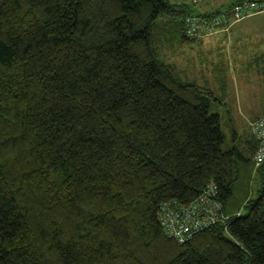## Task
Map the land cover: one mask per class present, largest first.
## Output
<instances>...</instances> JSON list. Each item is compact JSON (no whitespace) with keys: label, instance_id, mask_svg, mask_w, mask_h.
<instances>
[{"label":"trees","instance_id":"1","mask_svg":"<svg viewBox=\"0 0 264 264\" xmlns=\"http://www.w3.org/2000/svg\"><path fill=\"white\" fill-rule=\"evenodd\" d=\"M247 1L0 0V264H264V165L227 210L259 143L224 151L215 94L162 59L174 29L199 42L188 16ZM211 183L231 219L167 237L160 206Z\"/></svg>","mask_w":264,"mask_h":264},{"label":"rangeland","instance_id":"2","mask_svg":"<svg viewBox=\"0 0 264 264\" xmlns=\"http://www.w3.org/2000/svg\"><path fill=\"white\" fill-rule=\"evenodd\" d=\"M235 0H210L204 11L227 7ZM259 1V0H257ZM206 7H209L206 9ZM235 25L233 31L230 27ZM228 29L193 46H181L175 29L163 35L162 59L177 67L183 82L203 84L213 91L222 116L224 151L235 146L234 133L246 136L248 126L258 117L264 103V14L232 24ZM227 30V31H226ZM252 163L240 168L227 210L231 207L246 214L245 205L258 197L260 176Z\"/></svg>","mask_w":264,"mask_h":264},{"label":"built area","instance_id":"3","mask_svg":"<svg viewBox=\"0 0 264 264\" xmlns=\"http://www.w3.org/2000/svg\"><path fill=\"white\" fill-rule=\"evenodd\" d=\"M178 1L191 6L205 2V0ZM259 14H264V2L247 1L216 16L190 15L185 20V35L190 41H203L229 28L232 23ZM252 130L259 143L253 164L260 168L264 165V114L252 124ZM219 197L218 185L211 183L189 205H183L178 201L163 203L158 212V222L165 235L183 245L209 229L226 224L231 218L225 215V208Z\"/></svg>","mask_w":264,"mask_h":264},{"label":"crops","instance_id":"4","mask_svg":"<svg viewBox=\"0 0 264 264\" xmlns=\"http://www.w3.org/2000/svg\"><path fill=\"white\" fill-rule=\"evenodd\" d=\"M208 1H210V0H205V3L206 2H208ZM237 0H235L233 3H235ZM204 3V4H205ZM232 3V4H233ZM205 6V5H204ZM203 8V7H202ZM209 7H206V9H208ZM202 10H204V9H202ZM203 13H205V14H207V13H210V11L208 10L207 12L206 11H204ZM234 27H235V25H232L231 27H230V29H231V31H233V29H234ZM225 29H228V28H225ZM227 31V30H226ZM205 40H207V39H205ZM194 82H196V84H198L199 86H201V87H206L207 85H209V82L207 81V80H203L202 81V85H201V83H199V82H197V81H194ZM206 88H208V87H206ZM209 89V88H208ZM211 90V89H210ZM212 91V90H211ZM213 92V91H212ZM263 114H264V103H263V105H262V108H261V111H260V114H259V116L258 117H255L256 119H258V118H261L262 116H263ZM249 128H248V131L245 133V135L246 136H242V135H239L238 133H237V135H238V137L239 138H241V139H243V140H245V141H248V142H250V141H254L255 140V137H254V134H253V130H252V125H250V126H248Z\"/></svg>","mask_w":264,"mask_h":264}]
</instances>
